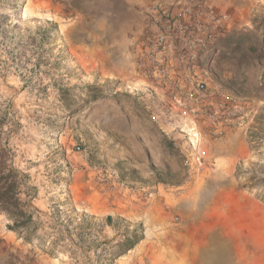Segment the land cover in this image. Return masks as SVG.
I'll list each match as a JSON object with an SVG mask.
<instances>
[{
  "label": "rangeland",
  "instance_id": "obj_1",
  "mask_svg": "<svg viewBox=\"0 0 264 264\" xmlns=\"http://www.w3.org/2000/svg\"><path fill=\"white\" fill-rule=\"evenodd\" d=\"M71 6V0H0L2 136L28 174L31 189L22 198L34 216L26 239L0 212V264H154L156 258L187 264L193 255L173 252L169 237L196 214L198 179L226 133L217 135L186 111L168 77L143 74L131 54L135 75H107L92 54L101 23ZM172 8L229 13L224 37L253 30L252 20L259 25L264 17V0H176ZM203 32L212 41L209 87L234 95L245 121L235 129L243 128L252 156L237 162L236 177L264 202V118H258L264 94L255 92L261 71L246 57L247 43L212 56L219 38ZM110 66L115 71L117 62ZM133 231L143 239L108 261Z\"/></svg>",
  "mask_w": 264,
  "mask_h": 264
},
{
  "label": "crops",
  "instance_id": "obj_2",
  "mask_svg": "<svg viewBox=\"0 0 264 264\" xmlns=\"http://www.w3.org/2000/svg\"><path fill=\"white\" fill-rule=\"evenodd\" d=\"M154 1L71 0L70 9L77 15L90 12L95 23H101L92 54L107 75H135L129 64L130 54L134 62L132 35L142 22L139 9ZM160 1L168 7L176 0ZM114 47L120 50L117 58ZM116 62L114 73L110 63ZM251 156L243 128L227 131L215 161L198 179L196 214L186 215L181 230L169 237L167 247L173 252L193 255L187 264H195V259L196 264H264V202L245 191L235 174L237 162Z\"/></svg>",
  "mask_w": 264,
  "mask_h": 264
},
{
  "label": "built area",
  "instance_id": "obj_3",
  "mask_svg": "<svg viewBox=\"0 0 264 264\" xmlns=\"http://www.w3.org/2000/svg\"><path fill=\"white\" fill-rule=\"evenodd\" d=\"M142 22L132 35L134 65L143 74L169 79L172 92L186 111L207 121L217 135L242 126L238 102L222 88L209 87L208 59L212 45L203 36L215 31L213 40L230 29L232 17L217 9H173L157 0L139 9ZM153 63L159 67L153 69Z\"/></svg>",
  "mask_w": 264,
  "mask_h": 264
},
{
  "label": "trees",
  "instance_id": "obj_4",
  "mask_svg": "<svg viewBox=\"0 0 264 264\" xmlns=\"http://www.w3.org/2000/svg\"><path fill=\"white\" fill-rule=\"evenodd\" d=\"M262 23L255 25L258 18L252 20L254 25L253 30H247L244 32H236L233 35L227 37L221 36L215 41L213 46L214 50L219 51L223 48H230L237 51L244 47L247 43V58L250 59V64L258 71H261L260 79L257 80V87L255 92L257 94H264V17L261 19ZM258 118H264V104L262 111ZM3 122L0 120V212L6 213L9 217L10 223L8 228L17 232L20 236L29 239L31 236L30 229L34 224V216L31 211L32 205L30 201L22 198L23 189L28 185V174L19 169L15 163V155L8 147L9 136L3 137ZM254 132L249 134V141H253ZM172 143H168L167 146H171ZM107 225H112L113 218L111 216L106 217ZM143 239V235L133 231L130 235H126L125 238L118 242L114 248L107 255L108 261H113L117 257L123 255L130 249H132L138 242Z\"/></svg>",
  "mask_w": 264,
  "mask_h": 264
},
{
  "label": "bare ground",
  "instance_id": "obj_5",
  "mask_svg": "<svg viewBox=\"0 0 264 264\" xmlns=\"http://www.w3.org/2000/svg\"><path fill=\"white\" fill-rule=\"evenodd\" d=\"M191 123V122H190ZM189 125V127L193 130L194 128H193V126H191V124H188ZM194 131V130H193ZM194 133H196V132H194ZM197 134V133H196ZM163 228V227H162ZM165 231V230H164ZM163 230H160V234L161 233H163L164 232ZM160 260H161V258H156L155 260H154V264H159L160 263Z\"/></svg>",
  "mask_w": 264,
  "mask_h": 264
}]
</instances>
